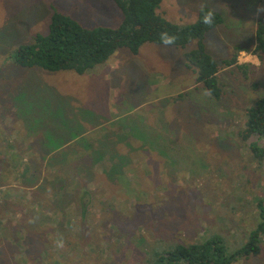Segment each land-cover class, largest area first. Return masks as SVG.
Instances as JSON below:
<instances>
[{"label":"rangeland","instance_id":"1","mask_svg":"<svg viewBox=\"0 0 264 264\" xmlns=\"http://www.w3.org/2000/svg\"><path fill=\"white\" fill-rule=\"evenodd\" d=\"M259 5L157 9L179 25L201 6L221 14L204 40L221 66L214 99L183 58L195 40L121 47L83 74L18 66L14 50L47 33L52 7L85 26H115L121 12L112 0H0V264H156L175 244L213 234L227 252L241 246L264 199V159L250 152L264 141L240 135L264 95ZM237 50L242 66H223ZM232 264H264V236L258 255Z\"/></svg>","mask_w":264,"mask_h":264},{"label":"trees","instance_id":"2","mask_svg":"<svg viewBox=\"0 0 264 264\" xmlns=\"http://www.w3.org/2000/svg\"><path fill=\"white\" fill-rule=\"evenodd\" d=\"M112 1L121 12V20L115 26H85L69 14L52 7L47 33H36L30 43L17 46L12 56L14 64L47 71L73 70L83 74L104 63L121 47L136 54L145 42L164 44V40L175 36V43L168 46L184 48L195 40V47L183 53L186 65L195 72L196 82L212 98H221L222 88L218 81L221 66L207 52L204 41L206 33L223 22L219 12L201 6L194 22L179 25L157 12L162 0ZM208 11L213 12L211 25L202 22L203 15ZM162 32L168 35L161 37ZM255 44V53L264 54V23L261 21L255 30ZM238 51L224 59L223 66L241 67L242 64L237 61ZM244 117V126L240 131L242 139L256 135L264 141V95L247 107ZM250 152L258 162L264 159V145L252 142ZM25 165L27 175L31 167L28 163ZM68 184H71V180L66 181L65 186ZM256 205L258 222L249 231L247 240L235 250L227 252L221 237L213 234L199 241L175 244L172 249L157 254L156 264H232L258 255L264 236V199H258Z\"/></svg>","mask_w":264,"mask_h":264},{"label":"clouds","instance_id":"3","mask_svg":"<svg viewBox=\"0 0 264 264\" xmlns=\"http://www.w3.org/2000/svg\"><path fill=\"white\" fill-rule=\"evenodd\" d=\"M203 7V6H202ZM261 14H264V5H259L256 8V12L254 15L259 16ZM202 22L207 25H211L213 23V12L208 11L205 15L202 17ZM167 32H162L160 34L161 37L167 36ZM176 37L175 36H170L167 40H164L163 43L166 45H173L175 43Z\"/></svg>","mask_w":264,"mask_h":264},{"label":"crops","instance_id":"4","mask_svg":"<svg viewBox=\"0 0 264 264\" xmlns=\"http://www.w3.org/2000/svg\"><path fill=\"white\" fill-rule=\"evenodd\" d=\"M239 62V61H238ZM0 157H3V158H5V157H7V156H1L0 155ZM8 157H10V156H8ZM5 163V162H4ZM6 166V164L4 165V167ZM7 260H8V258H6V262H7Z\"/></svg>","mask_w":264,"mask_h":264}]
</instances>
